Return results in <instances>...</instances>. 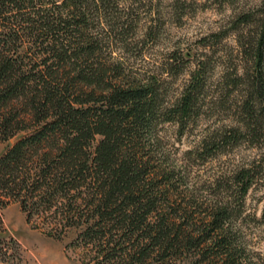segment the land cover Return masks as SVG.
Instances as JSON below:
<instances>
[{
	"label": "trees",
	"instance_id": "obj_1",
	"mask_svg": "<svg viewBox=\"0 0 264 264\" xmlns=\"http://www.w3.org/2000/svg\"><path fill=\"white\" fill-rule=\"evenodd\" d=\"M117 2L0 0V142L20 137L0 158V210L17 203L28 224L41 220L56 237L82 229L81 243L104 263L196 255L203 238L196 235L197 216L189 209L201 205L194 195L178 200L185 175L179 163L158 157L161 139L155 129L161 122L184 128L191 120L204 89L205 65L199 63L191 84L165 105L161 81L134 73L121 57L134 49L135 25L117 16ZM262 12L253 49L257 98L242 103L241 127L202 139L194 152L206 158L249 136H260L264 154V7ZM97 137L101 141L95 144ZM254 179L247 167L215 179L225 182L229 199L207 205L201 219L210 230L204 240L210 249L200 258L210 264H252L241 259L224 225ZM14 244L12 259L19 253Z\"/></svg>",
	"mask_w": 264,
	"mask_h": 264
},
{
	"label": "rangeland",
	"instance_id": "obj_2",
	"mask_svg": "<svg viewBox=\"0 0 264 264\" xmlns=\"http://www.w3.org/2000/svg\"><path fill=\"white\" fill-rule=\"evenodd\" d=\"M116 4L117 16L135 25L134 36L130 38L134 49L121 57H127L134 73L155 76L161 81L165 105L171 106L191 84L199 63L205 65L204 89L191 120L184 128L177 123L161 122L155 129L161 139V152L157 156L168 157V163H179L185 175L178 200L194 195L201 205L189 212L197 216L200 233L196 235L203 241L196 255L190 252L181 259H150L145 264H210L208 259L200 258L210 249L204 242L209 227L201 223L204 210L207 205L225 204L229 199L225 182L220 185L215 179L225 171L244 167L253 169L254 184L244 203H237L235 213L232 211V217L225 223V235L234 241L245 263L264 264L263 140L260 136H249L232 142L214 157L194 152L202 139L214 131L241 127L246 119L241 114L242 103L247 98H257L252 86L257 70L253 49L259 41L264 0H118ZM117 53L121 54L116 52L115 56ZM186 53L193 57L184 58ZM260 68L263 74V59ZM19 138L0 142V158ZM99 141L101 137L96 138L95 144ZM55 233L41 220L28 224L17 203L0 210V234L4 236L0 240V264L126 261L115 259L104 263L96 259L92 247L81 243L82 229L71 228L60 237ZM217 235L213 233L214 237ZM14 243L19 246L17 259L10 257L16 251Z\"/></svg>",
	"mask_w": 264,
	"mask_h": 264
}]
</instances>
